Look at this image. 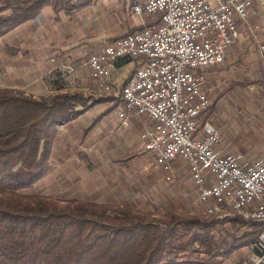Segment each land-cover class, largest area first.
Here are the masks:
<instances>
[{"label":"trees","instance_id":"16d2710c","mask_svg":"<svg viewBox=\"0 0 264 264\" xmlns=\"http://www.w3.org/2000/svg\"><path fill=\"white\" fill-rule=\"evenodd\" d=\"M94 1L0 0V38L47 5L81 10ZM159 21L148 15L147 25ZM56 85L57 91L39 97L0 86V264H221L235 255L246 258L242 251L251 250L262 222L78 197L62 205L33 192L49 173L60 127L101 101Z\"/></svg>","mask_w":264,"mask_h":264},{"label":"built area","instance_id":"2783aa9c","mask_svg":"<svg viewBox=\"0 0 264 264\" xmlns=\"http://www.w3.org/2000/svg\"><path fill=\"white\" fill-rule=\"evenodd\" d=\"M133 12L160 16V21L89 54L83 64L95 86L107 92L117 88L125 104L118 111L125 128L134 114L153 121L140 136L167 181L174 177L173 161L180 159L204 209L216 208V218L237 214L264 222V153L255 161L223 153L218 149L219 130L209 121L199 128L211 105L205 72L222 64L227 50L238 42V20L256 13L254 0H141L133 4ZM259 51L264 70V40ZM125 58L142 62L117 87L111 80L113 70ZM247 254L236 264H264V230Z\"/></svg>","mask_w":264,"mask_h":264},{"label":"crops","instance_id":"0c3cea01","mask_svg":"<svg viewBox=\"0 0 264 264\" xmlns=\"http://www.w3.org/2000/svg\"><path fill=\"white\" fill-rule=\"evenodd\" d=\"M137 1L125 0L122 4L121 0H96L81 10L61 11L47 5L35 19L0 38L1 87L39 97L57 91L58 83L64 90H80L95 100L104 97L79 118L60 127L49 173L34 185L33 192L58 194L63 200L78 197L131 204V178H145L150 171L147 157L155 158V154L144 147L140 134L153 121L147 115L134 114L125 128L118 116L125 107L124 100L115 107L116 100L107 91L97 96L100 90L83 64L89 54L106 43L147 25L148 15L130 11L129 4ZM254 9L256 13L248 20H238L240 36L227 50L224 62L206 70L209 97L224 93L226 84L245 87L264 81L259 51V42L264 40V0H254ZM69 67L74 71H68ZM111 80L115 84L117 76ZM210 108L200 118V129L209 121ZM182 168L189 172L182 160L173 161L174 175ZM137 181L142 183L140 178ZM145 181L137 185L143 189L140 196L151 193L146 191Z\"/></svg>","mask_w":264,"mask_h":264},{"label":"rangeland","instance_id":"374dc122","mask_svg":"<svg viewBox=\"0 0 264 264\" xmlns=\"http://www.w3.org/2000/svg\"><path fill=\"white\" fill-rule=\"evenodd\" d=\"M124 1L121 0V3L124 4ZM133 4L134 2L129 4L130 11L133 10ZM125 25L123 24L121 28L125 27ZM141 62L142 59L140 58L130 59L127 63L116 66L112 74V78L117 76L118 79L115 84L122 86ZM232 80L234 81V79ZM225 86L226 90L224 93H219L218 95L216 93L214 98L210 96L212 107L208 111L209 122L219 130L222 136L220 151L223 153L241 154L244 160L255 161L264 153V81L245 87L227 84ZM116 89L107 93L116 100L115 107L122 101V97ZM114 94H117V96ZM96 95L106 94L105 91L100 90ZM101 99H104V97H99L98 100ZM147 159L146 164H148L150 171L146 172L145 178L144 176H139V178L142 183H144V179L146 180V191H151V193L146 196H140L143 189L142 187L138 189L137 185L141 186L142 183L137 181L139 180L137 177L135 180L131 178L133 184L131 185V204L129 205L133 208L158 212L174 210L201 216L216 215V208H213L214 213L211 214L198 203L196 188L189 172L185 168H182L174 175V181L168 182L164 179L163 172L154 164V156L149 155ZM181 167H183V164ZM51 196L61 200L62 205H64L61 196L58 194ZM227 226L229 225L227 224ZM242 252L243 256L246 257L248 255L247 249ZM240 259L239 256L235 255L221 264H236Z\"/></svg>","mask_w":264,"mask_h":264},{"label":"bare ground","instance_id":"6f19581e","mask_svg":"<svg viewBox=\"0 0 264 264\" xmlns=\"http://www.w3.org/2000/svg\"><path fill=\"white\" fill-rule=\"evenodd\" d=\"M208 212L212 214V213H214V209L213 208H209ZM262 223H263V230H264V222H262Z\"/></svg>","mask_w":264,"mask_h":264}]
</instances>
